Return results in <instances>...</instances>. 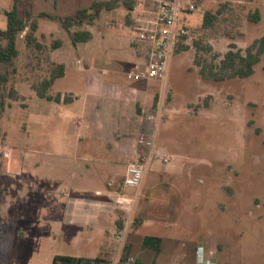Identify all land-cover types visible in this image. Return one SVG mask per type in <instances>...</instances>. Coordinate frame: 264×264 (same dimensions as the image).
<instances>
[{
  "label": "rangeland",
  "instance_id": "obj_1",
  "mask_svg": "<svg viewBox=\"0 0 264 264\" xmlns=\"http://www.w3.org/2000/svg\"><path fill=\"white\" fill-rule=\"evenodd\" d=\"M93 1L96 0H58L54 4V0H19V8L29 10L32 17L41 12L66 17L74 16L79 8ZM157 2L135 0L132 11L120 5L114 10L102 11L92 25L71 28V31L80 29L92 33L88 42L73 45L71 36L58 23L44 18L37 20L40 50L26 45L25 32L18 35L15 72L9 73L7 84V88L16 91L17 98H5V106L0 110V145L27 152L30 148L39 149L40 154L50 146L59 151L64 143V131L76 127L71 119L81 118V114L69 107L68 114L60 116L62 125L59 117H55L58 120L40 126L32 135L29 132L31 111L41 110L43 106H50L49 111L52 109V103L39 99L33 86L48 78L55 60L65 62L68 69L53 90L73 88L74 92L82 93L79 76H112L110 66L92 57L99 50L101 35L108 48L106 53H112L115 47L116 52L124 53L125 48L132 47L137 19L148 17ZM12 5L13 0H0V29H5L4 12ZM197 6L194 13L180 15L187 26L179 45L187 49L174 51L163 79H144L151 81L154 97L136 117L139 155L135 161L145 163L140 185L154 187L159 192L150 195L149 203L142 202L147 210L140 215L154 219L155 225L145 230L147 233L164 237L156 264H195L197 245H203L207 250L203 249L204 252L217 264H264V53L253 73L245 79L214 81L200 74L202 65H217L231 44L244 52L264 36V0H203ZM205 11L215 16L206 28L202 27ZM254 12L260 16L258 22L250 20ZM56 40L61 41L60 48H54ZM135 54L134 65L125 67L126 78L137 70L144 55L138 50ZM124 116L128 118L129 112ZM163 154L168 157L167 163L160 160ZM37 158L43 163L50 160L42 155ZM61 160L54 156L50 161L52 166L36 169L41 174L48 172L50 177L67 174L70 177V166H64ZM30 161L29 157L26 166ZM131 161L134 159H120L119 165L112 168V173L119 175L115 182L118 187L123 186L121 176ZM102 172L103 176L108 175ZM15 182L21 197L17 210L20 221L15 226L10 223L11 229L7 232L21 226L27 237L10 242L6 264H29V261L30 264H51L56 254L91 255L92 247L79 237L29 240V215L37 213L33 205L29 207V194L33 193L26 182ZM40 212L43 213L39 209L37 214L41 215ZM116 217L122 218L119 214ZM168 231L177 232L176 250ZM191 247L195 248L193 254ZM127 258L136 260L133 256ZM119 259V256L105 258L108 264H118ZM151 259V255L146 258L148 264Z\"/></svg>",
  "mask_w": 264,
  "mask_h": 264
},
{
  "label": "crops",
  "instance_id": "obj_2",
  "mask_svg": "<svg viewBox=\"0 0 264 264\" xmlns=\"http://www.w3.org/2000/svg\"><path fill=\"white\" fill-rule=\"evenodd\" d=\"M92 36L91 33V39ZM131 46L125 48L122 54L116 52V47L112 53H106L108 48L101 35L100 47L92 55L93 60L105 62L114 74L109 78L79 76L82 93L74 92L73 88L63 91L52 89L58 80L65 77L68 69L65 62L55 60V64L64 65V75L54 81L48 94L60 95V101L44 100L52 103L51 111L50 106L31 111L29 132L34 135L40 126L55 120V117H59L62 125L60 116L68 114L67 108H76L81 118L71 119L76 127L64 131V143L59 146V151L54 149L55 146H50L49 150L40 154L39 149L30 148L27 152L11 145H0V151L6 154L0 156V264H6L4 260L11 248L10 242L14 238L27 237L21 226H16L11 233L7 232L10 223L18 225L20 221L17 210L21 197L14 181L26 182L33 193L29 194V207L33 205L37 213L39 209L43 212H40L41 215H29V240H56L74 236L90 244L91 255L70 256L102 259L133 256L138 263L148 264L146 258L151 255L150 263H158L156 257L162 252L164 237L147 233L145 230L155 225L154 219L144 218L140 214L147 210L142 202L149 203L150 195L159 190L144 185L136 189L118 187L115 182L119 175L112 173V168L119 165L120 159H137L136 117L139 112H144L154 97L150 89L151 81L126 78L125 67L134 65L135 50L140 51L135 38ZM65 94L70 96L66 102L63 101ZM126 112L130 114L128 118L124 116ZM68 121L70 123V118ZM39 155L50 160L43 163L37 158ZM54 156L62 158L64 166H70V177L67 173L65 177H50L48 172L41 174L37 171L40 166H52L50 161ZM29 157L31 161L26 166ZM102 171L108 175L103 176ZM117 214L121 215L120 220H117ZM169 233V238H174L176 250V242L179 241L177 232ZM154 238L157 240L154 241ZM202 246L197 245L196 250L202 248L207 251ZM189 249L193 254L195 248Z\"/></svg>",
  "mask_w": 264,
  "mask_h": 264
},
{
  "label": "trees",
  "instance_id": "obj_3",
  "mask_svg": "<svg viewBox=\"0 0 264 264\" xmlns=\"http://www.w3.org/2000/svg\"><path fill=\"white\" fill-rule=\"evenodd\" d=\"M58 0H54V4ZM135 0H96L87 7L79 8L74 16L58 17L49 13L41 12L35 17H32L29 10H21L19 8V0H13V5L10 10L4 12L6 17L5 29H0V110L4 108V99H16L17 94L13 88H7L9 82V73L15 72V60L18 57V49L16 47L17 36L24 33V40L28 47H33L36 50L42 48L41 43L37 40L36 31L38 29V19L44 18L58 23L63 30L70 36L72 44L79 42H88L91 39V33L87 30H74L73 27H81L83 25H92L104 10L111 11L124 6L128 11L134 8ZM258 12L250 14V20L253 22L259 21ZM215 16L210 11H205L202 16V27H210ZM61 41L54 42V48L60 47ZM177 50H185L187 47L178 45ZM264 53V36L256 40L247 47L244 52L236 48L234 44L229 46L223 57L215 66H201L200 74L203 78L212 79L214 81H222L230 78L245 79L253 73L254 66L260 61L261 55ZM5 67L4 71L1 67ZM208 70V71H206ZM64 75L63 64H53L48 78L43 79L38 86H33L36 95L41 99L59 102L60 95L50 96L48 90L53 85L57 78ZM66 102L67 98H63ZM153 239V238H152ZM157 239L154 238V241ZM127 257L121 256L118 264H127ZM51 264H108L105 259L94 257H75L70 255L56 254L52 258ZM133 264H140L134 261Z\"/></svg>",
  "mask_w": 264,
  "mask_h": 264
},
{
  "label": "built area",
  "instance_id": "obj_4",
  "mask_svg": "<svg viewBox=\"0 0 264 264\" xmlns=\"http://www.w3.org/2000/svg\"><path fill=\"white\" fill-rule=\"evenodd\" d=\"M200 1L203 0H158L155 10L150 12L148 17L137 19L133 31L135 41L144 55L143 62L136 66L137 70L127 75L129 79L160 80L165 77L169 61L186 33L187 23L180 19V15L194 13ZM3 155L6 154L3 153ZM160 160L167 163V155H161ZM144 171L145 163L139 160L129 162L122 179L123 186L138 187L143 179ZM133 262L132 258H127V264H133ZM195 264L217 263L210 254L198 248L195 251Z\"/></svg>",
  "mask_w": 264,
  "mask_h": 264
}]
</instances>
